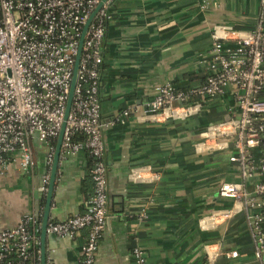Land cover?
I'll return each instance as SVG.
<instances>
[{
    "label": "crops",
    "instance_id": "crops-1",
    "mask_svg": "<svg viewBox=\"0 0 264 264\" xmlns=\"http://www.w3.org/2000/svg\"><path fill=\"white\" fill-rule=\"evenodd\" d=\"M202 1L108 0L98 87L108 222L94 264H134L135 246L147 264H198L209 255L214 264H264V256L254 254L246 212L217 193L222 181L244 183L252 191L256 178L243 180L240 165L229 160L236 153L235 135L206 141L207 127L238 117L237 87L227 85L188 117L122 116L125 108L145 104L158 86L200 84L212 33L250 30L262 10L260 0H207L205 8ZM31 146L29 171L20 172L16 162L0 170V229L33 215L40 250L47 193L42 178L51 167L49 145L33 139ZM252 155L260 158L258 150ZM90 168L85 151L60 152L47 223L84 211L92 192ZM223 209L232 216L210 224L209 215ZM85 237L86 229L74 238L46 233V264H79Z\"/></svg>",
    "mask_w": 264,
    "mask_h": 264
},
{
    "label": "built area",
    "instance_id": "built-area-1",
    "mask_svg": "<svg viewBox=\"0 0 264 264\" xmlns=\"http://www.w3.org/2000/svg\"><path fill=\"white\" fill-rule=\"evenodd\" d=\"M101 0H0V170L17 163L20 172L34 164L31 141L49 145L51 167L55 142L65 122L62 154L85 151L92 159V192L85 209L63 221H50L46 233L74 238L86 229L79 264H94L102 232L108 222L106 164L101 139L98 95L102 42L109 19L108 0L92 17L83 37L71 107L65 108L73 77L79 39L89 16ZM205 8L207 0L202 1ZM253 28L214 31L208 47L204 80L186 89L171 82L158 86L143 105L122 111L142 112L144 117L184 118L198 113L207 99L219 96L227 85L237 87L238 117L207 127V140L235 135L236 153L229 160L240 165L243 180L256 178L253 190L244 183L222 181L217 193L246 212L254 254L264 256V0ZM196 98V99H194ZM194 99V100H192ZM258 150L256 161L252 153ZM137 179H143L138 173ZM50 175L42 178L47 191ZM144 213V212H142ZM232 216L231 209L213 211L208 219L217 225ZM37 223L24 215L11 228L0 229V264H41L35 240ZM134 264H147L143 251L132 248ZM230 256L236 252L231 251ZM198 264H214L209 255Z\"/></svg>",
    "mask_w": 264,
    "mask_h": 264
},
{
    "label": "water",
    "instance_id": "water-1",
    "mask_svg": "<svg viewBox=\"0 0 264 264\" xmlns=\"http://www.w3.org/2000/svg\"><path fill=\"white\" fill-rule=\"evenodd\" d=\"M106 1V0H101L100 3L97 5V7L94 9V11L91 13V15L89 16L87 22L85 23L83 30H82V34L81 37L79 39V45H78V51H77V55H76V60H75V64H74V69H73V77H72V81H71V86H70V90H69V95H68V100H67V104H66V108H65V116H64V120L66 119L68 112L70 110L71 107V101H72V97H73V89H74V83H75V76H76V71L78 68V63H79V59H80V54H81V47H82V43H83V37L84 34L87 30V27L89 25V22L91 21L92 17L94 16L95 12L100 8V6L102 5V3ZM64 125L65 122L63 123L57 140H56V146H55V150H54V155H53V161H52V166H51V171H50V178H49V183H48V188H47V193H46V207H45V216L41 225V231H40V237H41V247H40V255H41V264H46V252H45V245H44V239H45V235H46V226H47V212H48V208L51 202V197H52V191H53V187H54V183H55V176H56V170H57V164H58V160H59V156H60V151H61V143H62V137H63V130H64ZM48 151H49V147H48Z\"/></svg>",
    "mask_w": 264,
    "mask_h": 264
},
{
    "label": "trees",
    "instance_id": "trees-1",
    "mask_svg": "<svg viewBox=\"0 0 264 264\" xmlns=\"http://www.w3.org/2000/svg\"><path fill=\"white\" fill-rule=\"evenodd\" d=\"M264 10V9H263ZM183 89H185V88H183ZM194 99H196V98H194ZM194 99H192V100H194ZM89 159H90V165L92 166V159H91V157L89 156ZM90 194V193H89ZM87 198V197H86ZM37 249H38V247H36Z\"/></svg>",
    "mask_w": 264,
    "mask_h": 264
}]
</instances>
